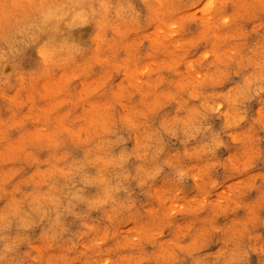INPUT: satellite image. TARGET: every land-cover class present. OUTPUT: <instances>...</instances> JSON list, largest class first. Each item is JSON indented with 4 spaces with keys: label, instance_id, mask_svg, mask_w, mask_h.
<instances>
[{
    "label": "clouds",
    "instance_id": "clouds-1",
    "mask_svg": "<svg viewBox=\"0 0 264 264\" xmlns=\"http://www.w3.org/2000/svg\"><path fill=\"white\" fill-rule=\"evenodd\" d=\"M0 264H264V0H0Z\"/></svg>",
    "mask_w": 264,
    "mask_h": 264
}]
</instances>
